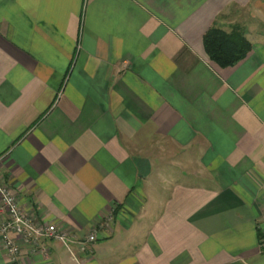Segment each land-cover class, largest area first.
<instances>
[{"label":"crops","instance_id":"obj_1","mask_svg":"<svg viewBox=\"0 0 264 264\" xmlns=\"http://www.w3.org/2000/svg\"><path fill=\"white\" fill-rule=\"evenodd\" d=\"M0 157L74 235L0 264H264V0H0Z\"/></svg>","mask_w":264,"mask_h":264},{"label":"built area","instance_id":"obj_2","mask_svg":"<svg viewBox=\"0 0 264 264\" xmlns=\"http://www.w3.org/2000/svg\"><path fill=\"white\" fill-rule=\"evenodd\" d=\"M71 236L74 235L68 230L58 228L56 223L39 219L33 209H23L17 200L16 192L0 172V244L10 262L19 261L22 243L28 245L30 251L41 253L45 257L48 248L40 244L41 238H54L68 246ZM96 238V230H93L74 242L80 249H84Z\"/></svg>","mask_w":264,"mask_h":264},{"label":"trees","instance_id":"obj_3","mask_svg":"<svg viewBox=\"0 0 264 264\" xmlns=\"http://www.w3.org/2000/svg\"><path fill=\"white\" fill-rule=\"evenodd\" d=\"M203 43L209 57L221 66L236 63L250 47L249 41L240 31H225L215 25L205 31Z\"/></svg>","mask_w":264,"mask_h":264}]
</instances>
